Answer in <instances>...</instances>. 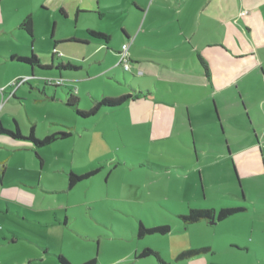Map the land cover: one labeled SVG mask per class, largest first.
<instances>
[{"label": "rangeland", "instance_id": "obj_1", "mask_svg": "<svg viewBox=\"0 0 264 264\" xmlns=\"http://www.w3.org/2000/svg\"><path fill=\"white\" fill-rule=\"evenodd\" d=\"M136 1L0 0V86L7 87L14 81L6 96L20 86L24 93L14 98L7 108L11 107L19 119L30 112L38 140L58 132H71L68 139L39 149L47 168L53 170L58 165H66L78 175L99 170L67 193L46 196L45 201L50 205L46 212L54 213L60 207L62 211L67 209L70 222L63 228L62 245L58 235L57 248H62L59 255L71 264L94 258L97 264L101 263L100 259L119 260L128 252L147 247L172 260L174 254L215 235L236 231L245 235L251 224H246L243 218L264 215V207H260L264 203V174L242 181L235 172L232 157L226 155L227 139L233 150L236 149L234 138L246 139L256 134L264 142V118L257 117L251 126L241 115L238 121H232L233 128L225 126L226 132L222 133L219 124L213 122L218 109L215 100L209 97L204 104L191 106L190 113L207 114L211 124L197 125L194 120L190 128L186 107L180 104L175 111V106L164 104L188 102L186 93L156 96L160 103H156L153 121L144 124H132L126 107L112 115L85 117L78 113L87 112L105 93L106 97L116 98L134 95L132 87L137 88L140 83L148 88L146 75L152 66L148 60L159 54L156 42L161 38L156 40L159 33L155 29L145 36L141 33L144 38H136L141 29L138 12H146L149 7L147 0ZM188 7L193 8L189 2ZM237 7L240 11L238 0ZM28 16L32 19V34L23 25ZM202 22L201 18L191 15L186 20L187 25L197 27ZM147 25L148 21L145 25L148 31ZM90 31L99 32L105 38L93 37ZM125 31L131 35L126 42L129 48L135 44L133 50L128 48L127 70L119 64ZM54 47L56 54L51 61ZM32 53L38 56L42 67L10 58L29 57ZM57 61L77 69L60 70L56 68ZM133 65L145 67L149 72L143 75L139 70L137 74ZM58 79L62 81L61 86L49 83ZM152 90L155 92L154 86ZM68 91L78 99V110L66 105ZM239 102L238 115L244 110ZM46 153L52 159H47ZM53 176L67 179L63 170ZM240 203L250 204L249 212L220 224L206 220L185 224L179 216L190 207L219 208ZM140 222L148 227L169 224L171 231L140 238L137 235ZM54 239L53 234L48 236V241L55 242ZM25 245V241L18 240L12 247L20 251ZM138 259V264H153L156 260L154 257ZM125 261L123 264L129 262ZM37 264H57V261L45 258Z\"/></svg>", "mask_w": 264, "mask_h": 264}, {"label": "crops", "instance_id": "obj_2", "mask_svg": "<svg viewBox=\"0 0 264 264\" xmlns=\"http://www.w3.org/2000/svg\"><path fill=\"white\" fill-rule=\"evenodd\" d=\"M147 1L149 7L146 12L143 10L138 12L141 29H138L136 38L143 37L151 29H155V32L159 33L156 40L157 38L162 40L158 39L156 42L159 54L152 55V59L148 60L152 64L148 75L146 74L149 69L132 66L135 73L138 74L140 70L141 74L149 78L148 88L142 86V83L138 85L139 87L132 88L135 90L134 95L139 92H145L148 95L135 97L136 99L117 108H102L94 116L112 115L126 107L128 120L132 124L149 123L155 116V110L158 107L156 103H160L155 99L156 96L168 94L177 96L186 93L188 102L174 101L164 104L175 106V111H178L177 107L180 104L186 107L190 128L194 120L197 125H205L206 122L211 124L212 120L207 114L192 115L190 113L191 106L204 104L209 97L215 100L219 111V113L216 112L217 117L213 122L219 124L222 133L226 132L225 126L228 129L230 126L233 128L232 121H238L241 115L251 126L256 123L257 117L264 118L262 111V107L264 108V0H238L240 11L237 0ZM188 2L193 8L189 9ZM188 15L201 18L202 23L206 22V24L201 23L198 27L193 24L187 25ZM147 21L148 31L145 27ZM125 36L126 40L123 44L131 38L128 31H125ZM134 45L130 46V51L134 49ZM196 58L198 61L195 60ZM53 60L51 57V61ZM202 61L207 65V73ZM60 62L57 61V64ZM132 62H134L133 59ZM13 82L7 81L6 83H9L7 87L0 86L2 107L0 123L8 129L18 125L24 134H28L32 127L34 129L36 127L30 112L22 114V119H19L17 114L12 112L11 107L7 108L13 103L14 98L24 95L20 86L11 89L12 92L8 94V97L6 96L8 87H12ZM153 86L155 92L152 90ZM70 94L72 92L68 91V96ZM239 100L244 106L240 115L237 113ZM6 108L7 110L3 113ZM177 116L181 124L180 114ZM227 143V158L232 157L235 172L242 181L250 179L251 176L258 178L260 174H264V142L258 135L254 134L253 137L246 139L234 138L233 144L236 146L234 150L231 149L229 139ZM39 149H34L29 140L12 139L8 135L0 134V213H2L0 215L2 224L0 264H37L45 258H55L57 264H60L57 256L62 253V248H57V237L60 234L59 244L62 245L65 232L63 228L68 225L70 219L66 213L67 209L62 211V207L54 213L46 212L50 205L45 200L47 195L67 193L75 188L68 189V173L73 171V168L58 165L50 170ZM46 156L47 159H52L48 153ZM55 160L58 161V158L55 157ZM62 170L66 172L67 179H56L53 174ZM239 205L246 208L244 212H249L250 204L240 203ZM260 207H264V203H261ZM20 214L23 216L20 217ZM235 216L217 223L230 221L235 219ZM243 220L246 224H251L247 234L243 235L236 231L215 235L200 244L187 247H209L208 252L182 260L186 261L185 264H264V215L258 217L251 215ZM202 221L205 220L196 223ZM52 234L56 238L55 242L48 241V236L51 237ZM18 240H23L26 244L20 251L12 247L18 243ZM141 250L128 252L127 256L119 260L102 261L100 259V264H123L124 259L130 262L125 261L126 264H138V258H140L138 254ZM178 254H174L172 260L175 261ZM160 257L168 264L174 262L161 254ZM153 261L155 264H160L157 260Z\"/></svg>", "mask_w": 264, "mask_h": 264}, {"label": "trees", "instance_id": "obj_3", "mask_svg": "<svg viewBox=\"0 0 264 264\" xmlns=\"http://www.w3.org/2000/svg\"><path fill=\"white\" fill-rule=\"evenodd\" d=\"M23 25H25L26 30L32 34V19L31 16H28L24 21ZM91 36L95 37H101L105 38V36L99 32L90 31L89 32ZM54 51L52 53V59H54L56 54V47L53 48ZM12 60H17L22 63L29 64L31 66H40V61L38 60V56L34 53L31 54L29 57H22V56H11ZM202 65L206 73L208 72L207 65L202 61ZM73 65H65L64 63L57 64L56 68L63 70V69H74L75 67H72ZM46 68V67H44ZM50 84L55 83V86H61L62 81L61 79H58L57 82L49 81ZM148 93L145 92H139V94L132 95V94H124L119 97L113 98V97H103L102 99H99L96 101V103L87 111V112H79L82 116L90 117L98 114L102 108H117L125 104L126 102H129L130 100H134L139 97H147ZM136 97V98H135ZM66 105L68 107H75L76 110H78V99L74 97L73 94H70L66 100ZM0 134L8 135L12 139H21V140H29L33 144L34 149H39L45 146L52 145L53 143L66 139L70 136L69 132H58L51 135H46L43 137V139L38 140L35 135V129L34 127L31 128L30 132L28 134H24L20 127L16 125L13 129L5 128L0 123ZM38 159H40L39 155L37 154ZM99 170H92L90 172H86L85 174L78 175L74 171H70L68 173V189L74 188L78 183L90 179L93 177ZM245 207L238 205V206H224L220 208H208V207H191L189 208L188 212L181 214L180 217L184 221L185 224H192L196 223L201 220H207L208 222L213 221H222L229 217L235 216L237 214H240L245 211ZM171 231V226L169 224H162V225H156L152 227L146 226L143 222L139 223V229H138V237L142 238L145 235L149 234H167ZM210 250L209 247H200V248H187L185 250H182L175 258V261H179L188 257L196 256L202 253H206ZM138 256L140 258L145 257H154L160 264H168L162 260L160 257V254L158 251H156L153 248H144L142 249ZM58 262L60 264H71L66 258H64L62 255L57 256ZM98 260L96 258L91 259L89 261H86L82 264H97Z\"/></svg>", "mask_w": 264, "mask_h": 264}, {"label": "built area", "instance_id": "obj_4", "mask_svg": "<svg viewBox=\"0 0 264 264\" xmlns=\"http://www.w3.org/2000/svg\"><path fill=\"white\" fill-rule=\"evenodd\" d=\"M128 48H129V45L127 43L123 44L122 51L119 52L120 53L119 64L124 66V68L126 70L129 68V59H128V55H127ZM1 228H2V224L0 223V230H1Z\"/></svg>", "mask_w": 264, "mask_h": 264}, {"label": "water", "instance_id": "obj_5", "mask_svg": "<svg viewBox=\"0 0 264 264\" xmlns=\"http://www.w3.org/2000/svg\"><path fill=\"white\" fill-rule=\"evenodd\" d=\"M212 223H217V221H213Z\"/></svg>", "mask_w": 264, "mask_h": 264}]
</instances>
